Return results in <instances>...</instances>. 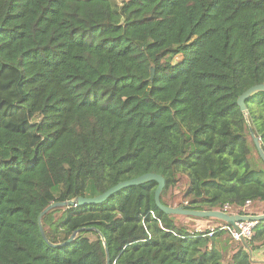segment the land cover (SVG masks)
Masks as SVG:
<instances>
[{
    "label": "trees",
    "instance_id": "obj_1",
    "mask_svg": "<svg viewBox=\"0 0 264 264\" xmlns=\"http://www.w3.org/2000/svg\"><path fill=\"white\" fill-rule=\"evenodd\" d=\"M256 85L264 0H0V264H105L100 235L109 264H253L264 223L193 233L154 181L37 219L145 174L162 205L264 214Z\"/></svg>",
    "mask_w": 264,
    "mask_h": 264
},
{
    "label": "water",
    "instance_id": "obj_2",
    "mask_svg": "<svg viewBox=\"0 0 264 264\" xmlns=\"http://www.w3.org/2000/svg\"><path fill=\"white\" fill-rule=\"evenodd\" d=\"M153 76H154V68L152 67L150 79H152ZM259 92H264V85L253 86L247 89L244 93H242L238 97L237 105L242 113L246 114L247 112L245 101L251 98L254 94L259 93ZM252 138H253V142L256 147V150L261 160L264 163V153L260 148L259 141L253 135H252ZM150 181H154L157 183V187L154 192V203L156 207L158 208V210L161 211L165 215L184 216V217H192V218H199V219H214L222 223H225L236 230H237V226H236L237 223H244V222L263 223L264 222V214L255 215V216H252V215H242L241 216V215H236V214H228V213L221 212V211H193V210L184 209L182 207H170V206L162 205L160 202V194L165 186L164 179L161 176L156 175V174H145V175H142L132 180L120 182L117 185L105 191L104 193L97 195L95 197H79L71 201L55 203V204L50 205L42 213H40L37 219L41 236L45 238L44 232L41 226V218L50 210L54 208H65V207L70 208V207H78V206H86V205H99L105 202L112 195L116 194L117 192L125 188L132 187V186H139L141 184H144ZM86 230L91 231L93 229H86ZM78 232L79 231H76L69 237L68 240H66L65 242L61 244L55 245L53 247L59 248V247H63L65 245L70 244ZM100 237L103 242L104 250H105V259H106L105 264H109L108 250L105 247L103 236L100 235ZM240 242L243 246L246 247V241L243 238H240ZM247 251L249 253V256L251 257V252L249 250Z\"/></svg>",
    "mask_w": 264,
    "mask_h": 264
},
{
    "label": "built area",
    "instance_id": "obj_3",
    "mask_svg": "<svg viewBox=\"0 0 264 264\" xmlns=\"http://www.w3.org/2000/svg\"><path fill=\"white\" fill-rule=\"evenodd\" d=\"M249 202L246 203L245 207L249 206ZM229 208L225 206L224 212L226 213ZM264 223V222H263ZM257 222H244L237 223V230L232 228L227 224H210L207 228H202L205 225L199 224V228L193 229V233H204L205 230L208 231L207 236H211L216 232H226L234 241H240V238H243L245 241H248L253 236V229L258 225Z\"/></svg>",
    "mask_w": 264,
    "mask_h": 264
},
{
    "label": "rangeland",
    "instance_id": "obj_4",
    "mask_svg": "<svg viewBox=\"0 0 264 264\" xmlns=\"http://www.w3.org/2000/svg\"><path fill=\"white\" fill-rule=\"evenodd\" d=\"M119 2L121 1V0H118ZM178 60H180V56H177L176 58H175V60L174 61H178ZM178 192H179V190H173L172 192H171V194H178ZM178 199L179 198H177V199H175L176 200V202H178ZM174 207H177V206H174ZM260 210H261V208H260ZM247 211H249V209L247 210ZM259 211V210H258ZM177 222H179V223H187V225L189 226V227H191L192 229H196V228H199V224H202V225H205V226H203L202 228H207L208 226V224L210 223V222H203V223H198L195 219H190V218H185L184 216H178L177 217ZM192 231V230H191Z\"/></svg>",
    "mask_w": 264,
    "mask_h": 264
},
{
    "label": "crops",
    "instance_id": "obj_5",
    "mask_svg": "<svg viewBox=\"0 0 264 264\" xmlns=\"http://www.w3.org/2000/svg\"><path fill=\"white\" fill-rule=\"evenodd\" d=\"M210 224H214V223L210 222L208 226ZM251 260L253 264H264V247L261 249L255 250L254 252H251Z\"/></svg>",
    "mask_w": 264,
    "mask_h": 264
}]
</instances>
